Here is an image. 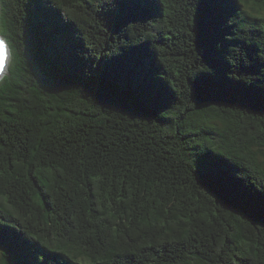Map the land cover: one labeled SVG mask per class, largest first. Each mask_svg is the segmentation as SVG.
<instances>
[{"label": "trees", "instance_id": "1", "mask_svg": "<svg viewBox=\"0 0 264 264\" xmlns=\"http://www.w3.org/2000/svg\"><path fill=\"white\" fill-rule=\"evenodd\" d=\"M0 264H264V0H0Z\"/></svg>", "mask_w": 264, "mask_h": 264}, {"label": "water", "instance_id": "2", "mask_svg": "<svg viewBox=\"0 0 264 264\" xmlns=\"http://www.w3.org/2000/svg\"><path fill=\"white\" fill-rule=\"evenodd\" d=\"M0 41H3L4 43V48H3L4 65H3V69L0 70V80H1L3 76L8 73L9 64L11 61V53L6 44L5 38L1 34H0Z\"/></svg>", "mask_w": 264, "mask_h": 264}, {"label": "snow or ice", "instance_id": "3", "mask_svg": "<svg viewBox=\"0 0 264 264\" xmlns=\"http://www.w3.org/2000/svg\"><path fill=\"white\" fill-rule=\"evenodd\" d=\"M3 48H4V43L3 41H0V70L3 69V65H4ZM45 264H48V262L45 261Z\"/></svg>", "mask_w": 264, "mask_h": 264}, {"label": "rangeland", "instance_id": "4", "mask_svg": "<svg viewBox=\"0 0 264 264\" xmlns=\"http://www.w3.org/2000/svg\"><path fill=\"white\" fill-rule=\"evenodd\" d=\"M11 62V61H10Z\"/></svg>", "mask_w": 264, "mask_h": 264}]
</instances>
